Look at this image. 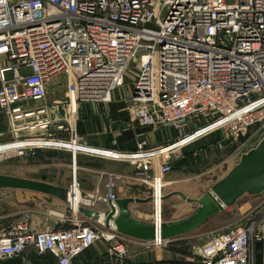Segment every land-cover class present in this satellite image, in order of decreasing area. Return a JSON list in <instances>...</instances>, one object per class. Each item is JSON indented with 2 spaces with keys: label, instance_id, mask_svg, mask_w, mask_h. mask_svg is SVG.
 Listing matches in <instances>:
<instances>
[{
  "label": "built area",
  "instance_id": "1",
  "mask_svg": "<svg viewBox=\"0 0 264 264\" xmlns=\"http://www.w3.org/2000/svg\"><path fill=\"white\" fill-rule=\"evenodd\" d=\"M135 63L136 93L128 112L140 129L172 128L183 135L178 143L186 141L180 147L215 132L233 140L253 126L264 130V0H0V112L15 137L49 127L50 120L38 116L46 113L47 87L55 79H71L67 98L74 114V103L111 102ZM29 115L36 117L32 126H16ZM57 129L68 130L63 124ZM141 137L135 134L139 142L130 153L89 147L75 133L67 143L87 155L129 162L134 179L150 188L154 206L174 149H149ZM30 140L48 141H22ZM33 147L12 152L22 155ZM107 198L117 199L112 193ZM92 202L66 204L75 214L68 228L33 231L32 216L25 214L0 232V261L32 249L52 255L54 264H73L99 243L127 257L134 239L79 214ZM256 242L263 246L264 264V205L257 218L228 228L188 264H255Z\"/></svg>",
  "mask_w": 264,
  "mask_h": 264
},
{
  "label": "crops",
  "instance_id": "2",
  "mask_svg": "<svg viewBox=\"0 0 264 264\" xmlns=\"http://www.w3.org/2000/svg\"><path fill=\"white\" fill-rule=\"evenodd\" d=\"M68 80L70 81L71 79H67V77L63 76L57 80L59 85L58 87H52L53 83L47 87V99L45 101L47 109L45 115H48L47 118L50 120V125L47 129L41 130V133L38 135H29L28 138L69 142L72 138V133H75L79 143L85 144L92 148L110 149L125 153L134 152L137 148L139 140L135 138L136 131L133 130L131 126V122H135L129 115L130 113L125 108L123 94L119 90L120 88L113 93L111 102L101 103L91 101L78 103L76 113L72 114L68 108ZM62 81L65 82L64 85ZM128 87L129 92L131 93L133 89L132 83ZM54 93H59L58 97L60 98H56ZM60 111H62V114H60ZM68 115L70 116V119L67 120L66 118H68ZM61 124L69 128L71 132L70 130H58L57 127ZM139 133L142 134L141 140L147 141L149 147L153 148L158 147L165 142H170L174 138L176 131L174 129L171 130V128L169 129L166 127H160L156 130L141 129ZM6 136L7 131L0 127V144L4 142L3 140L6 138ZM232 145V140H226L222 133H213L205 139L196 141L193 146L191 145V147H189V152L187 154L183 153L181 161L189 167L193 165L199 166L208 160V148L211 149L213 146L212 150L216 152H225L226 149V152H229V149L232 147ZM59 150H66L72 155L76 154L75 184L73 185L70 175L48 176L46 178L39 179V181L65 188L74 187V195L87 193L98 197L107 198V196L112 193L117 197V199H147L151 193L148 185H145L134 179L135 168L133 165L122 162L111 163L105 161L110 159L87 154L85 155L84 153L78 151L75 153L70 149L56 148L53 146H42L38 151H36L35 156L40 161L39 166L33 167L40 169L67 167L72 169L70 164L66 165L60 163L61 157L59 155ZM77 155L90 156L95 159L86 161L77 157ZM78 158L79 161H77ZM114 162L116 161L114 160ZM24 166L27 165L24 163ZM26 168L28 167H23V169ZM183 168L186 169V167ZM179 170H181V168ZM16 176L19 175L17 174ZM225 176L226 174L220 178L210 179L207 181L196 179L192 183H188V179L186 180L177 176H172L169 173L164 178V188H169L168 194L171 192L180 191L187 197L197 200L200 199L211 189L215 183ZM117 177H119L118 180L116 179ZM111 181L115 183V186L112 189L108 187V183ZM48 198L58 200L53 197ZM175 198H177V196L169 198L165 200V202L174 200ZM132 205L133 204L129 206V209L131 214L134 216L131 209ZM158 209H162V202H156L154 212V215H159V217L162 219L161 210ZM95 210L105 211V206L99 202V206L95 208ZM219 214L209 219L206 223L191 233L169 240L163 245L153 246L141 241L129 240V254L124 258H119L111 253L109 247L106 244H96L85 250L80 255V257L73 262V264H188L191 261L189 258H191L193 253L192 251V253L189 254L188 251L190 252L191 250H195L197 248L199 249L212 242V238L210 241H207L208 236L210 234L212 235V233L214 234L217 229L213 230L212 228H209L203 232H195L201 230ZM189 215L183 218L170 219L167 220V222L178 221L188 217ZM45 217L46 212L44 213V211L36 213L32 216L31 228L33 231H41L45 228V225L42 224V219L45 220ZM18 221L16 219L11 220L12 224L8 226V228L15 225ZM208 227H211V225H208ZM5 229H0V232ZM54 263L55 258L52 255L47 254L44 256H39L32 249H29L27 253L22 256L0 261V264Z\"/></svg>",
  "mask_w": 264,
  "mask_h": 264
},
{
  "label": "rangeland",
  "instance_id": "3",
  "mask_svg": "<svg viewBox=\"0 0 264 264\" xmlns=\"http://www.w3.org/2000/svg\"><path fill=\"white\" fill-rule=\"evenodd\" d=\"M136 69H137V63L133 64L130 67V69L127 72L125 85L119 89L123 94L124 105L127 111L132 106V103H130L131 93L129 92L128 86L132 83V80L136 74ZM57 80L58 78L53 81L52 87L59 86ZM62 83L64 85L65 82L62 81ZM54 94L56 98H60L58 97L59 93H54ZM60 114H62V111H60ZM47 116H48L47 114L46 115L43 114L38 117H40V119L45 120L48 119ZM66 119L67 120L70 119V116L68 115V118ZM35 121H36V117H31V118L23 119L15 124L17 127H30L33 125V123H35ZM131 124H132L131 125L132 129L136 131V134L141 131L140 127L136 123L131 122ZM0 127L7 131V136L3 140L4 142H2V144L13 141H22L25 139H31L28 138L29 135L33 136L41 133L40 129H34V130L29 129L19 132L18 136L15 137L12 133L13 130L10 121L7 119L5 113L2 112L0 113ZM69 130L70 129L68 128V131ZM215 133H220V132H215ZM182 137H183L182 134L176 132L174 134V138L170 142H165L164 144L153 148L149 147L148 145V148L149 149L163 148L178 141ZM263 137H264V130H260L259 126H253L249 128L246 132L240 134L238 137L232 140L233 145L232 147H230L229 152H226L227 149L225 152H219V151L216 152L212 150L213 146L211 149L208 148L207 151L208 160L199 166L193 165L189 167L181 161L183 153L187 154L189 152V147H191V145L193 146L195 142L184 147L176 148L170 154L171 156L170 165L172 169L170 175L177 176L179 178H183L186 180L188 179L189 180L188 183H192L196 179L207 181L210 179L220 178L225 174H227L229 170H231L239 162L242 154H245L249 150L255 148ZM39 149L40 147H33L26 149L22 155H18L15 152L2 153V154L0 153V174L10 175V176H16L18 174L23 178L35 179V180L36 179L39 180L41 178H46L48 176H54V175H59V176L70 175L71 180L73 181L72 183L73 184L75 183L76 154L72 155L70 152H67L66 150H59V155L61 157L60 163L66 165L70 164V166H72V169L67 167H61V168L52 167L49 169L46 168L40 169L33 167V166H39L40 161L35 157L36 151H38ZM65 149H70L75 153L77 151L83 152L84 150L78 144L69 145V147H65ZM77 157L86 161L95 159L90 156H84V155H77ZM79 158L77 161H79ZM105 161L111 163H117V162L129 163L122 160H115L116 162H114V160L111 161V159ZM24 163L27 166H24ZM23 167H28V168L23 169ZM179 167L181 168V170H179L180 169ZM183 167H186V169H184ZM168 191L169 188H164L163 196H166L168 194ZM151 194L152 193H150L149 195L150 198H151ZM48 197H45L42 194H32V192H26L20 190H1L0 191V229L8 228V226L12 224L11 220L13 219L20 221L25 216V214H30L31 216H33L36 213H40L43 211L44 213L46 212L45 220L42 219V224L45 225V228L43 230H48L52 228L71 227L74 224V220H75V214L72 212L71 208L59 200H53L52 198H48ZM92 203L93 205L90 207V209L95 210V208L99 206V202L93 201ZM263 205H264V193L258 196L245 195L242 198H240L233 207L226 208L222 214H219L218 216L213 218L209 224L205 225L201 230H198L195 233L203 232L209 228H212L213 230L217 229V231L214 232V234L212 233V235L210 234L208 236L207 241H210L211 238L212 240H214L218 238L223 232L227 231L228 228L249 223L250 219L257 218L262 213ZM197 207H198L197 205L190 203L187 204V202H185L183 199L177 197L174 200H169L168 202H165L164 200L162 203V209H158V210H161L162 221L167 222V220L170 219L183 218L189 214H192L197 209ZM131 209L133 211L135 218H137L138 220L144 222H154L153 219L154 206L151 202L147 204H133L131 206ZM208 225H211V227H208ZM254 250H255L254 255L256 261L255 264H263L262 244L256 242L254 245ZM188 253L189 254L192 253L191 258H189V260H192L193 258H195V254L198 253V248L195 250H191L190 252L188 251Z\"/></svg>",
  "mask_w": 264,
  "mask_h": 264
},
{
  "label": "water",
  "instance_id": "4",
  "mask_svg": "<svg viewBox=\"0 0 264 264\" xmlns=\"http://www.w3.org/2000/svg\"><path fill=\"white\" fill-rule=\"evenodd\" d=\"M171 9L168 11L167 14ZM136 93V87H133ZM49 141V140H48ZM1 190H20L53 197L62 203H70L74 187L65 188L43 181L0 174ZM264 193V137L257 146L242 154L239 162L200 199H191L180 191L171 192L163 200L180 197L185 202L197 205L188 217L172 222H144L135 218L129 209L131 204H147L151 198H126L114 201L106 197L82 193L84 199L98 201L105 211L79 207L78 212L88 221L105 228H113L124 237L154 242L169 241L191 233L226 208L233 207L245 195L258 196Z\"/></svg>",
  "mask_w": 264,
  "mask_h": 264
},
{
  "label": "bare ground",
  "instance_id": "5",
  "mask_svg": "<svg viewBox=\"0 0 264 264\" xmlns=\"http://www.w3.org/2000/svg\"><path fill=\"white\" fill-rule=\"evenodd\" d=\"M70 106H71L72 112H75V109L77 110L76 103H74L73 105H70ZM30 117H32V115L27 116V118H30ZM29 129L30 130H34L35 128H29ZM45 142H48V143H45ZM185 142L178 143V141H176V142H174V143H172V144H170L168 146L163 147V148H165L163 150V152L169 151L171 149L179 148ZM24 143L25 142H23V141H17V142H8V143L0 144V153L1 152L11 153L13 148L21 147V146H24V145H28V146H31V147H33V146H38L39 147V146H43V145H55L54 147H56V148H65V147H69V145H72V144H69L67 142H59V143L55 144L52 141H43V140H30V141H27L25 144ZM163 189H164V183L161 186V192L160 193H159V189H158V194L156 196V202L157 203H160V202L163 203V194H162ZM82 200H83V197L80 194H77V195H74V196L70 197V202L75 207H77V205ZM154 212H155V205H154ZM161 217H162V214H161ZM153 219H154V222H156V223H159L162 220L159 217V215H153ZM156 241L159 242L160 240L157 239Z\"/></svg>",
  "mask_w": 264,
  "mask_h": 264
}]
</instances>
